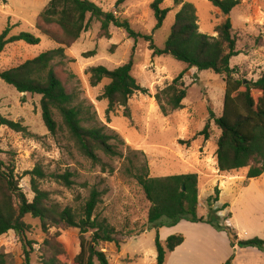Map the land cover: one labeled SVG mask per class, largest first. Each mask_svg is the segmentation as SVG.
I'll list each match as a JSON object with an SVG mask.
<instances>
[{"label":"rangeland","instance_id":"374dc122","mask_svg":"<svg viewBox=\"0 0 264 264\" xmlns=\"http://www.w3.org/2000/svg\"><path fill=\"white\" fill-rule=\"evenodd\" d=\"M90 1L103 11L126 19L136 33L151 35L159 47H162L180 7L174 5V0H163L160 6L170 8V11L162 26L154 30L155 19L150 8L153 0ZM182 1L194 5L199 31L216 36L214 27L226 16L209 0ZM48 2L0 0V33L8 26L9 34L26 31L40 38L37 45H27L23 41L7 44L0 52V69L14 67L44 50L59 46L36 27L38 16ZM228 17L238 51L231 58L230 67L234 69L235 77L255 80L264 68V0H239ZM47 27L55 29L53 25ZM108 34V37L103 36L100 22L93 18L78 39L63 45L66 55L63 67L69 75L68 91L74 92L78 101L89 108L96 124L105 125L106 132L114 136L111 142L118 154L107 156L99 152L98 163L79 154L63 129L55 134L46 130L41 119L40 95L17 92L0 79V113L26 128L25 132H16L0 127V159L13 169L22 192L32 199L30 176L24 173L36 165L47 175L40 180V188L48 193L50 202L60 207L79 209L92 187L100 191L94 215L105 218L122 241L119 248L114 243L101 244L108 264H156L152 257L156 253L154 238L157 232L160 240L172 234L184 236V232H191L190 227L183 224L170 234L169 227H161L131 236L147 223L149 202L132 176L134 169L141 165H147L152 177L196 173L199 216L209 218L213 214L208 209L207 198L219 189V200L211 201L212 209L228 204L217 213L220 222L231 226L240 239H263L264 172L257 178L246 179V168L231 171L217 168L215 151L220 130L215 118L220 116L222 109L223 76L209 70L187 69L182 78L187 91L181 108L164 114L154 94L168 85L185 65L171 56H153L144 39L130 38L123 28L110 24ZM90 52V56H84ZM128 61H131V75L147 90L134 93L126 106L108 110V101L101 94L109 81L104 78L92 85L89 68L102 65L114 69ZM60 74L62 78L66 76ZM55 119L60 123L58 116ZM205 125L207 139L198 134ZM179 139L189 142L181 144ZM65 172L72 173L69 187L51 176ZM228 213L230 217H226ZM24 220L30 226L25 233V239L31 242L27 248L30 263L40 264L41 246L47 234L41 229L39 219L26 215ZM57 231H60L59 240L66 246V253L59 258L69 264L79 249L78 229L51 227L48 233L52 235ZM191 242L197 245V250L180 256L186 264H220L231 255L230 264H264V250L232 248L210 235L197 243ZM236 248L238 250L234 252ZM0 254L6 264H24L21 240L12 231L0 236ZM171 263L174 264L170 260Z\"/></svg>","mask_w":264,"mask_h":264},{"label":"trees","instance_id":"16d2710c","mask_svg":"<svg viewBox=\"0 0 264 264\" xmlns=\"http://www.w3.org/2000/svg\"><path fill=\"white\" fill-rule=\"evenodd\" d=\"M122 1L117 0L116 3ZM162 1L153 0L150 3L155 19L154 30L162 26L170 11V8L160 6ZM209 1L226 16L222 23L214 27L216 36L199 31L196 10L192 3L174 0V5L180 7L174 14L173 23L162 47H159L151 35L136 33L126 19L103 11L90 0H49L38 16L36 27L59 46L44 50L14 67L0 69V79L17 92L40 95L41 119L46 130L55 134L59 129H63L79 154L91 162L100 161L99 152L107 156L117 155V148L111 142L114 136L106 132L105 125L96 124L89 108L78 101L74 92L68 91L66 82L69 75L63 67L66 58L63 45L78 39L80 34L87 30L91 19L100 22L101 32L105 37L109 36L108 27L113 24L123 28L130 38L144 39L153 56H171L185 65L168 85L154 94V99L164 114L169 110L181 108L187 91L182 78L187 69L209 70L223 76L225 88L222 109L220 116L215 118V124L220 130L215 151L217 168L219 171L246 168V179L257 178L264 172V68L252 81L234 76L230 60L238 51L235 48L236 39L231 33L228 15L239 4V0ZM49 25L55 26V29L48 28ZM9 32L10 27L7 26L0 33V52L7 44L17 41H23L27 45H37L40 42V38L31 32ZM91 54L84 53V56ZM130 71L131 61L114 69L102 65L89 68L92 85L98 84L104 78L109 81L101 94V97L108 101V110L126 106L134 93L146 92L147 89L137 82ZM60 73H65L66 76L62 78ZM55 116L60 118V123L56 121ZM1 126L16 132L26 131L19 122L0 113ZM198 134L207 139V125ZM178 142L183 144L189 141L179 139ZM24 174L30 176V189L33 193L31 200L19 187L13 169L0 159V236L12 231L14 236L21 240L24 264H31L30 251L27 249L30 248L31 242L25 239V233L30 228L24 220L26 215L39 219L41 229L47 234L41 246L40 264H65L59 257L66 253V246L59 240L60 231L52 235L48 233L51 227L78 229L79 249L69 264H108L101 244L114 243L119 248L122 241L105 218L94 215L101 192L92 187L79 209L60 207L50 202L48 193L40 188V180L47 177L41 166L36 165ZM51 176L62 180L67 187L72 184L70 172ZM132 176L149 202V208L146 225L131 236H137L146 230L172 227L184 220L206 223L217 231H224L232 248L254 247L260 251L264 250V238L239 239L231 226L220 222L217 213L228 204L212 209L211 201L219 200V189L207 198L208 209L212 210L213 214L209 218L197 214L196 173L152 177L149 176L147 165H141L134 169ZM226 217H230V213ZM183 241L182 234L169 235L162 241L157 232L154 238L156 264H165L167 253ZM232 259L233 255L224 264H230ZM0 264H6L2 254Z\"/></svg>","mask_w":264,"mask_h":264},{"label":"crops","instance_id":"0c3cea01","mask_svg":"<svg viewBox=\"0 0 264 264\" xmlns=\"http://www.w3.org/2000/svg\"><path fill=\"white\" fill-rule=\"evenodd\" d=\"M185 221H180L176 225L169 227V234L178 230L183 224L184 226H189L191 232H184V241L178 245L173 251L167 253L165 264H170V260L174 262V264H186L183 262V259H180V256L183 254L184 256L186 254H189L191 252H195L197 250V245L194 246L191 241H195L196 243L200 240H203L204 237L210 235L212 238H215L218 240V242L223 241L227 246L229 243V239L224 231H217L210 225L206 223H191ZM160 230V229H159ZM239 238V237H238ZM166 238H162L161 240L164 241ZM240 239V238H239ZM238 249L236 248L234 252H236ZM156 253L153 255V260L155 259ZM225 258L220 262V264L225 263ZM172 264V263H171Z\"/></svg>","mask_w":264,"mask_h":264}]
</instances>
